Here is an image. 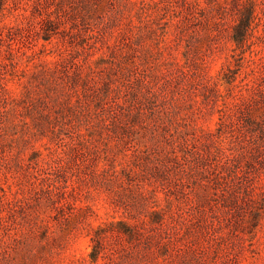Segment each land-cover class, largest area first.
<instances>
[{
  "label": "rangeland",
  "instance_id": "rangeland-1",
  "mask_svg": "<svg viewBox=\"0 0 264 264\" xmlns=\"http://www.w3.org/2000/svg\"><path fill=\"white\" fill-rule=\"evenodd\" d=\"M60 1L0 0V264H264V0Z\"/></svg>",
  "mask_w": 264,
  "mask_h": 264
},
{
  "label": "trees",
  "instance_id": "trees-1",
  "mask_svg": "<svg viewBox=\"0 0 264 264\" xmlns=\"http://www.w3.org/2000/svg\"><path fill=\"white\" fill-rule=\"evenodd\" d=\"M60 2L63 3L64 0H61ZM82 2L84 4H86L85 8L84 9L83 8L77 9L74 16H76V14L77 15L79 14L82 16V18H91L90 12L87 13L88 10L85 11V9H88L89 6L90 7L92 6V5H90L91 1L90 0H82ZM226 6H227L226 4L221 3L220 8L219 9L217 8V14H218L217 18H219V20H218L219 22L221 21L220 18H226L227 11L229 10V8H227ZM237 6H238V4H237ZM237 9L238 10L235 12L234 18H238V19H237L236 23L233 25L234 30L232 32V38L238 44H241L248 39V37L250 36V34L252 32L254 20L256 18V1L255 0H246V1L245 0H243V1L239 0V6ZM95 10H101L102 15H105L108 13L107 12L108 8L107 9L96 8ZM214 14L216 16V12ZM58 18H60V20H62V16H58ZM169 18H171L172 22H175L178 25L177 20H174V18H176V11ZM42 21L44 22V29L46 32L45 38L50 39L52 37V31L54 29L53 25L55 24L54 27L56 26L57 20L53 19V17L49 15L47 17H44L42 19ZM17 50H18V47L16 48L14 46V47H11V49H8L7 51L9 53H11L13 56H15L17 53ZM1 52L3 54H5L3 47H1ZM46 81L51 82V84H47L48 90H45V94L47 96H49V98L53 101V103H56V104H59L60 106H62L64 101L58 99V96L52 90V89H54V88H52V86H55V84L53 83L54 82L53 79L51 77H49ZM43 93H41L37 99L40 102H42L44 99H46L45 94H43ZM46 101H47V99H46ZM66 101H67V98H66ZM51 114H52V112L50 110L41 109L40 110V118L35 119V122L37 124H39L40 127H42V126H44V123L46 121H50ZM41 160H46V157L42 156ZM56 187L60 188V185L57 183H54V184L49 185L48 188H46V189L52 194L53 198L59 203V207L65 208L67 201H65L63 197H61V198L59 196L55 197V195H54V194H56ZM58 194H59V192H58ZM234 198H236V196H233V198H231V199L233 200ZM95 251H96V249H94V251L92 252L94 257H96Z\"/></svg>",
  "mask_w": 264,
  "mask_h": 264
}]
</instances>
